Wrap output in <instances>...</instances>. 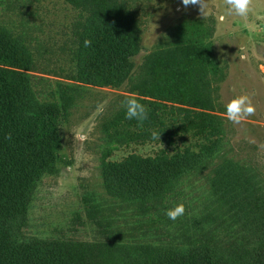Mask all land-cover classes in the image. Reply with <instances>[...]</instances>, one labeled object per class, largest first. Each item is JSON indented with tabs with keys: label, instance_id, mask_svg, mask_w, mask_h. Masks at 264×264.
I'll list each match as a JSON object with an SVG mask.
<instances>
[{
	"label": "rangeland",
	"instance_id": "obj_1",
	"mask_svg": "<svg viewBox=\"0 0 264 264\" xmlns=\"http://www.w3.org/2000/svg\"><path fill=\"white\" fill-rule=\"evenodd\" d=\"M116 1L138 37L119 87L69 77L74 23L81 20L71 5L0 0V28L28 36L37 62L30 74L43 81H33L39 97H57L59 86H68L74 100L56 119L57 140L48 138L56 161L37 181L26 212L11 220V238L55 246L83 264H145L161 252L199 245L234 264H249L252 249L264 241V0H249L245 17L227 14L226 0H207L206 18L199 4L182 0ZM190 38L210 45L215 60L216 69L206 73L203 84L209 112L222 128L221 148L162 193L116 198L104 188L100 166L133 153L154 156L166 146L117 143L113 134L124 125V101L141 102L135 86L150 80L154 59L175 55ZM242 93L251 97L255 111L235 124L227 120L224 105ZM178 203L184 213L171 220L165 212ZM98 223L107 231L109 224L111 236Z\"/></svg>",
	"mask_w": 264,
	"mask_h": 264
},
{
	"label": "trees",
	"instance_id": "obj_2",
	"mask_svg": "<svg viewBox=\"0 0 264 264\" xmlns=\"http://www.w3.org/2000/svg\"><path fill=\"white\" fill-rule=\"evenodd\" d=\"M64 1L81 18L74 23L69 77L87 84L121 86L138 49L137 32L125 8L116 0ZM27 41L22 33L0 28V264H83L55 246L16 243L9 232L11 220L26 212L37 181L56 161V152L47 149L48 138L57 140L56 119L74 101L68 86H59L57 97H39L42 92L34 89L33 81H43L30 74L36 72L37 62ZM174 54L155 58L150 80L135 86L148 110L147 119L138 123L126 119L124 112L123 127L114 130L120 146L166 145L154 156L133 153L100 166L102 184L116 198L162 193L189 167L201 165L221 148L222 128L204 95L205 75L216 69L210 45L190 38ZM154 130L161 132L159 139L152 138ZM87 200L89 196L84 197ZM89 208L95 214V207ZM106 225L108 231L98 223L111 236ZM145 264L234 263L199 245L186 252H161ZM249 264H264L263 240L252 249Z\"/></svg>",
	"mask_w": 264,
	"mask_h": 264
},
{
	"label": "clouds",
	"instance_id": "obj_3",
	"mask_svg": "<svg viewBox=\"0 0 264 264\" xmlns=\"http://www.w3.org/2000/svg\"><path fill=\"white\" fill-rule=\"evenodd\" d=\"M199 4L201 17L206 18L209 14L207 0H182V3L187 5L189 3ZM226 13L227 14H235L239 17L247 16L250 7L249 0H226ZM89 43L88 40L84 41L85 46ZM125 106V118L126 119H135L138 123L143 122L147 119L148 110L146 106L140 103L134 97H128L124 101ZM225 114L227 120L232 123L239 124L246 117L251 116L255 107L252 103L251 97L247 93H242L239 95L233 96L228 102L224 105ZM161 132L156 130L152 131L151 135L153 139H159ZM184 213V205L183 203H178L173 207L166 210L165 215L171 219L175 220L178 216Z\"/></svg>",
	"mask_w": 264,
	"mask_h": 264
}]
</instances>
